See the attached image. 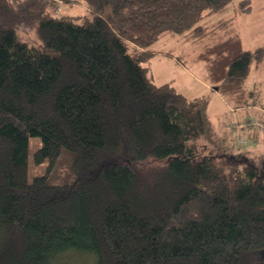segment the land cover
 Segmentation results:
<instances>
[{"label": "trees", "instance_id": "obj_1", "mask_svg": "<svg viewBox=\"0 0 264 264\" xmlns=\"http://www.w3.org/2000/svg\"><path fill=\"white\" fill-rule=\"evenodd\" d=\"M231 1L0 0V264H264V165L213 147L206 96L145 65L163 34L199 42L200 78L255 105L264 45L233 24L249 1L202 22ZM31 137L47 164L28 181Z\"/></svg>", "mask_w": 264, "mask_h": 264}, {"label": "rangeland", "instance_id": "obj_2", "mask_svg": "<svg viewBox=\"0 0 264 264\" xmlns=\"http://www.w3.org/2000/svg\"><path fill=\"white\" fill-rule=\"evenodd\" d=\"M248 1L250 4L249 11L235 13V7H237L240 0H232L226 11L211 14L202 22L210 24L215 20L227 18L235 13L233 24L240 33L242 47L253 49L264 45V0ZM49 8L54 11L59 8L61 13L72 15L87 13L85 7L82 5L66 6L62 5L61 2L55 1L49 4ZM17 33L21 39L27 41L29 44L38 43L33 28L17 29ZM200 47L201 43L184 42L178 35H161L150 45L149 49L154 53L145 62L150 79L157 84L169 82L189 98L205 95L207 98L208 116L211 121L212 130L216 135L213 147H216L221 152L230 154L242 152L246 157L255 160L260 165H264V124L258 126L261 121H264V60L261 62V68L257 71L254 67L251 68L245 82V89L254 92V95H251L249 100L254 99L255 105L239 109L233 108L222 97L215 95L208 88L196 82L197 79H201L202 62L194 61V58ZM249 78H251V81L255 80L254 86L253 84L249 85ZM256 80L260 81V83H256ZM242 119L245 120L246 124L257 125V129L261 131L258 139L252 138L247 131H241V128L236 127L237 121H242ZM246 119L248 120L246 121ZM230 123H235V127H231ZM250 129H256V127L252 126ZM39 145V137L30 138L28 145V181H31L34 176L40 175L45 171L46 160L35 164L31 159L33 151ZM205 145L204 140H200V143H198V147L201 150L205 149Z\"/></svg>", "mask_w": 264, "mask_h": 264}, {"label": "crops", "instance_id": "obj_3", "mask_svg": "<svg viewBox=\"0 0 264 264\" xmlns=\"http://www.w3.org/2000/svg\"><path fill=\"white\" fill-rule=\"evenodd\" d=\"M264 60V59H263ZM261 68V64H259V66H257L255 68V70L257 71L258 69ZM251 78H249L248 80V83L249 85L253 84L254 86V83H255V80L253 79L252 81L250 80ZM197 83H200L201 85H203L205 88H208L211 92H213L215 95H219L221 97V95L215 90L213 89L207 82L203 81L202 79H197L196 80ZM260 83V81L256 80V83ZM262 87V85H261ZM248 119H246L247 121ZM245 120L242 119V121H237V128H241V131H247V133L252 137V138H256L258 139L261 135V131H259L258 129H250L249 127H246L247 124L244 122ZM233 124V123H230V125ZM235 125V124H234ZM263 135V134H262Z\"/></svg>", "mask_w": 264, "mask_h": 264}, {"label": "built area", "instance_id": "obj_4", "mask_svg": "<svg viewBox=\"0 0 264 264\" xmlns=\"http://www.w3.org/2000/svg\"><path fill=\"white\" fill-rule=\"evenodd\" d=\"M256 124V123H255ZM260 124H262V123H259L258 125H260Z\"/></svg>", "mask_w": 264, "mask_h": 264}]
</instances>
